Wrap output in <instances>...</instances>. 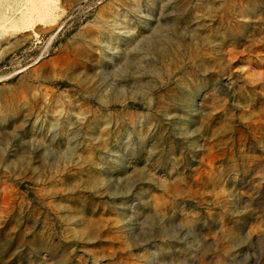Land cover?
I'll list each match as a JSON object with an SVG mask.
<instances>
[{"label":"rangeland","instance_id":"1","mask_svg":"<svg viewBox=\"0 0 264 264\" xmlns=\"http://www.w3.org/2000/svg\"><path fill=\"white\" fill-rule=\"evenodd\" d=\"M0 264H264V0H0Z\"/></svg>","mask_w":264,"mask_h":264}]
</instances>
